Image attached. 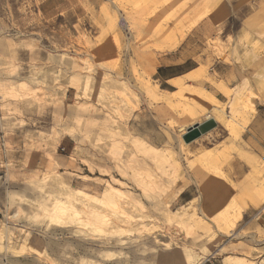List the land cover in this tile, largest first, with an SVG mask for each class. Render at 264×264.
<instances>
[{
	"label": "rangeland",
	"instance_id": "374dc122",
	"mask_svg": "<svg viewBox=\"0 0 264 264\" xmlns=\"http://www.w3.org/2000/svg\"><path fill=\"white\" fill-rule=\"evenodd\" d=\"M208 258L264 264V0H0V264Z\"/></svg>",
	"mask_w": 264,
	"mask_h": 264
},
{
	"label": "water",
	"instance_id": "95a60500",
	"mask_svg": "<svg viewBox=\"0 0 264 264\" xmlns=\"http://www.w3.org/2000/svg\"><path fill=\"white\" fill-rule=\"evenodd\" d=\"M210 128L211 124L209 122L203 124L197 123L194 126H191L188 130L187 140H191L198 137L201 133H204Z\"/></svg>",
	"mask_w": 264,
	"mask_h": 264
},
{
	"label": "built area",
	"instance_id": "2783aa9c",
	"mask_svg": "<svg viewBox=\"0 0 264 264\" xmlns=\"http://www.w3.org/2000/svg\"><path fill=\"white\" fill-rule=\"evenodd\" d=\"M202 264H215V263L210 258H208Z\"/></svg>",
	"mask_w": 264,
	"mask_h": 264
},
{
	"label": "crops",
	"instance_id": "0c3cea01",
	"mask_svg": "<svg viewBox=\"0 0 264 264\" xmlns=\"http://www.w3.org/2000/svg\"><path fill=\"white\" fill-rule=\"evenodd\" d=\"M168 66V65H167ZM172 75H168V76H166V78L167 79H171L172 77H171ZM254 222H257V221H254Z\"/></svg>",
	"mask_w": 264,
	"mask_h": 264
},
{
	"label": "bare ground",
	"instance_id": "6f19581e",
	"mask_svg": "<svg viewBox=\"0 0 264 264\" xmlns=\"http://www.w3.org/2000/svg\"><path fill=\"white\" fill-rule=\"evenodd\" d=\"M194 126V125H193Z\"/></svg>",
	"mask_w": 264,
	"mask_h": 264
}]
</instances>
